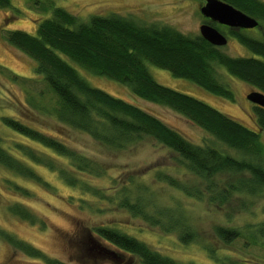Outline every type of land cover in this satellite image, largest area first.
Wrapping results in <instances>:
<instances>
[{"label": "trees", "instance_id": "trees-1", "mask_svg": "<svg viewBox=\"0 0 264 264\" xmlns=\"http://www.w3.org/2000/svg\"><path fill=\"white\" fill-rule=\"evenodd\" d=\"M223 1L264 22V1ZM10 6L11 0H0V8ZM230 35L255 56H231L200 34L190 36L166 24H142L116 13L92 15L79 21L60 6H52L50 15L39 21L35 34L21 29L4 31L6 43L36 64L35 75L29 77L0 66V71L8 72L10 80L25 93L24 100L0 96V110L13 109L0 113V167L14 176L50 187L35 167L44 166L57 172L67 186L94 196L71 202L81 212L102 213L107 207H118L151 226H159L163 232L175 231L182 244L197 240L198 234L181 214L174 215L171 209H148L147 202L133 194L128 184L117 187L118 182L108 175L104 162L84 154L64 136L66 130L80 132L114 152L152 140L172 151L176 164H183L197 179L182 183L178 178L157 172L158 180L222 209L227 217L251 209L264 197V145L260 139L264 133V107L253 105L258 129L255 131L196 97L158 83L146 66L149 62L175 77L234 100L232 90L219 80L218 67H223L231 76L264 93V39L245 32L231 31ZM63 56L85 71L123 83L139 98L181 114L224 148L205 140L195 143L149 111L92 86ZM46 120L57 130H46L43 124ZM1 127L22 139L12 140L6 146L7 138ZM227 149H233L236 155ZM90 178H110L113 184L101 187L91 183ZM127 180L135 179L131 176ZM4 182L14 193L30 196L27 188L13 178L6 177ZM6 209L30 227L40 231L50 227L45 218L21 199L11 200ZM77 223V231L67 240L74 251L68 260L51 256L14 232L0 229V237L14 250L43 264H102L107 260L116 263L103 255V250L93 247L92 241L116 252L122 259L118 264H193L180 262L117 226ZM245 230L250 242L256 243L264 236L262 225L240 229L219 224L214 226L213 234L221 243L231 244L243 237ZM205 250L218 264H238L244 259L221 255L211 244H206Z\"/></svg>", "mask_w": 264, "mask_h": 264}, {"label": "rangeland", "instance_id": "rangeland-1", "mask_svg": "<svg viewBox=\"0 0 264 264\" xmlns=\"http://www.w3.org/2000/svg\"><path fill=\"white\" fill-rule=\"evenodd\" d=\"M52 6L65 8L79 21H86L92 15L116 13L131 17L138 23L166 24L186 35L200 34L201 18L197 0H11L10 7L0 8V66L7 67L10 71L22 76L35 75V61L20 50L8 45L3 33L6 30L21 29L35 34L39 21L50 15ZM260 22L262 23L260 29L252 28L246 30L245 34L264 39V22ZM228 39V43L220 47L225 53L231 56H255L236 38L230 35ZM63 58L77 68L92 86L149 111L195 143H202L205 140L224 148L223 144L215 141L207 132L187 121L181 114L168 107L139 98L123 83L107 75L92 74L79 68L72 59L66 56ZM146 66L158 83L196 97L233 117L241 124L255 131L258 130L253 114L254 104L247 98V93L252 90V87L231 76L223 67H218L219 80L232 90L234 100L209 92L188 79L175 77L167 69L149 62H146ZM6 74L8 72L0 71V96L6 99L10 95L24 100V90L19 84L12 82ZM12 110L7 108L0 110V113H10ZM43 124L46 130H57L53 129L56 127L51 121L46 120ZM1 131L2 135L7 138L6 146H9L12 140L22 139L7 128L1 127ZM64 137L72 141L73 145L84 154L104 162L108 175L118 182L117 187L128 184L133 194L142 197L147 202L148 209H171L174 215L181 214V218L198 234L197 240L182 244L175 231L163 232L159 226H151L144 219L134 217L118 207L112 208V206L105 205L107 208L103 209L102 213L81 212L77 209V205L71 202H77L79 198L93 199L94 196L78 188L67 186L57 172L41 165H36V170L50 184V187L14 176L0 167V229L14 232L42 247L51 256L64 260H68L74 252L67 240L77 231L79 227L77 221H86V223L88 221L117 226L154 249L183 263L218 264L209 257L205 250V245L211 244L218 249L221 255H228L230 259L235 256L244 258L238 264H264V236L256 243L250 242L248 241L249 233L245 230L243 237L231 244H223L213 234L214 226L219 224L240 229L256 225L264 226V197L258 199L251 209L239 211L227 217L222 209L189 196L157 179L156 174L159 172L178 178L182 183L189 184L197 180L183 164H176L177 159L172 151L152 140H146L132 149L114 152L99 146L88 135L80 132L66 130ZM260 139L264 145V133L260 134ZM226 151L236 155L233 149ZM131 176L135 180L129 182L127 179ZM6 177H11L26 187L30 196L25 197L14 193L5 184ZM109 179L90 178L89 181L101 187H108L113 184ZM13 199H21L32 206L49 222L50 227L40 231L37 227H30L9 214L6 206ZM0 264L43 263L26 256L19 250H14L0 237ZM102 264L118 263L107 260Z\"/></svg>", "mask_w": 264, "mask_h": 264}, {"label": "water", "instance_id": "water-1", "mask_svg": "<svg viewBox=\"0 0 264 264\" xmlns=\"http://www.w3.org/2000/svg\"><path fill=\"white\" fill-rule=\"evenodd\" d=\"M199 12L206 18L238 29H251L259 25V20L256 17L223 0H206L205 4L199 7ZM199 32L204 39L215 46L222 47L227 43V37L208 23L201 24ZM247 98L253 104L264 107V93L261 91L252 89L247 93ZM92 242L93 247L103 250V255L108 256L116 263L122 262L116 252L102 246L98 241Z\"/></svg>", "mask_w": 264, "mask_h": 264}, {"label": "flooded vegetation", "instance_id": "flooded-vegetation-1", "mask_svg": "<svg viewBox=\"0 0 264 264\" xmlns=\"http://www.w3.org/2000/svg\"><path fill=\"white\" fill-rule=\"evenodd\" d=\"M206 2V0H197V4H198V11H199V7L201 5H204ZM200 14V24H203V23H208L212 26H214L217 30H219L222 34H224L226 37H227V43L229 41L228 37L230 36V32L231 31H235V32H238V33H243L245 32L246 30H249V29H238V28H234V27H230L228 25H225V24H221V23H218L216 21H213L211 20L210 18H206L204 16H202V14L199 12ZM262 27V23L259 21V25L254 27L255 30L257 29H260ZM252 29V28H251ZM232 36V35H231ZM233 37V36H232ZM235 38V37H234ZM226 43V44H227Z\"/></svg>", "mask_w": 264, "mask_h": 264}]
</instances>
